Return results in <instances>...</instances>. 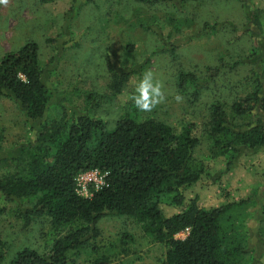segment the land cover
<instances>
[{
  "label": "rangeland",
  "instance_id": "obj_1",
  "mask_svg": "<svg viewBox=\"0 0 264 264\" xmlns=\"http://www.w3.org/2000/svg\"><path fill=\"white\" fill-rule=\"evenodd\" d=\"M38 46L39 68L52 92L48 119L63 111L102 120L107 129L124 116L153 119L171 126H194L199 143L193 166L204 167L200 181L187 188V200L202 208L245 200L224 218L228 236L244 249L240 264H264L261 231L264 203V150L237 157L215 153L208 124L210 107L231 104L251 94L264 70V0H9L0 4V58L25 43ZM151 70L164 85L166 102L151 113L140 112L135 87ZM122 79L119 91L113 74ZM192 74L184 89L179 74ZM260 76V75H259ZM197 90V93L195 91ZM180 94L183 101L177 103ZM234 124L252 117L232 119ZM0 158L33 142L35 126L14 104L0 98ZM11 167L0 163V174ZM171 203L169 199L164 200ZM24 206H32L23 201ZM170 205V204H168ZM163 206L168 215L175 210ZM0 239L8 264L25 247L48 253L69 229L54 228L46 217L26 222L14 202L0 195ZM68 264H161L163 249L127 216L109 215L96 223ZM260 234V235H259ZM186 235H177L183 239Z\"/></svg>",
  "mask_w": 264,
  "mask_h": 264
},
{
  "label": "trees",
  "instance_id": "obj_2",
  "mask_svg": "<svg viewBox=\"0 0 264 264\" xmlns=\"http://www.w3.org/2000/svg\"><path fill=\"white\" fill-rule=\"evenodd\" d=\"M113 77L118 92L127 76ZM258 78L251 94L231 104L232 118L221 103L211 105L208 128L215 153L237 157L264 150V70ZM192 79V74H179L178 87L184 89ZM0 98L12 102L35 126L32 143L0 158L4 167H11L0 174V195L17 205L26 222L46 217L54 228L69 227L48 253L25 247L8 264H68L69 254H76L89 234L95 236L97 221L109 215L127 216L139 224L162 246L161 264H240L244 248L230 239L223 221L250 196L210 208L200 207L197 198H185V190L199 182L205 170L192 164L199 143L192 124L171 126L124 116L107 129L87 113L66 111L58 119H48L52 92L44 82L34 42L0 58ZM250 117L243 124L232 122ZM94 169L105 174L107 187L87 198L78 196L75 177ZM169 197L171 203L165 204ZM25 200L32 206H24ZM166 205L175 211L167 215ZM261 223L264 233V203ZM185 229V238H176ZM6 254L0 239V264Z\"/></svg>",
  "mask_w": 264,
  "mask_h": 264
},
{
  "label": "clouds",
  "instance_id": "obj_3",
  "mask_svg": "<svg viewBox=\"0 0 264 264\" xmlns=\"http://www.w3.org/2000/svg\"><path fill=\"white\" fill-rule=\"evenodd\" d=\"M8 3L9 0H0V4L2 5L7 6ZM131 98L136 108L142 113H151L158 106L164 104L167 99L163 83L155 77V74L151 70L143 73ZM175 101L181 103L183 96L177 94Z\"/></svg>",
  "mask_w": 264,
  "mask_h": 264
},
{
  "label": "built area",
  "instance_id": "obj_4",
  "mask_svg": "<svg viewBox=\"0 0 264 264\" xmlns=\"http://www.w3.org/2000/svg\"><path fill=\"white\" fill-rule=\"evenodd\" d=\"M74 181L76 194L84 198L89 197L92 191L96 192L107 187L105 174L96 169L79 173ZM187 233L188 229H185L179 235H186Z\"/></svg>",
  "mask_w": 264,
  "mask_h": 264
}]
</instances>
